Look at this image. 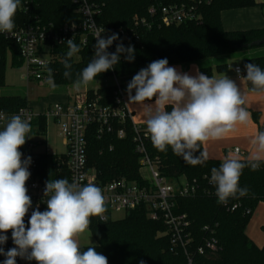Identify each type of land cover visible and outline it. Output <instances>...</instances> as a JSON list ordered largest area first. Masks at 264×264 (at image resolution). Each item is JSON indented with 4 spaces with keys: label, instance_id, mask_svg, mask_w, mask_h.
<instances>
[{
    "label": "trees",
    "instance_id": "16d2710c",
    "mask_svg": "<svg viewBox=\"0 0 264 264\" xmlns=\"http://www.w3.org/2000/svg\"><path fill=\"white\" fill-rule=\"evenodd\" d=\"M202 16L200 23L188 22L169 28L136 26V20L149 18V0H99L103 5L98 24L104 29H133L136 35L131 41H116L112 53L120 43L127 48L135 49V59L129 62L122 54L120 61L113 69L97 76L90 83L106 82L107 84L96 91L89 90L90 100L99 99L104 107H114L115 86L112 80L116 77L127 91V84L142 69L151 62L164 59L168 66H190L205 60L227 57L236 58L237 54L259 48L264 41V30L226 32L223 29L221 15L225 11L244 9L257 6L255 0H197ZM188 0H163L165 5L187 4ZM264 9V5L261 6ZM37 19L44 24H53L56 28L68 24L78 23L79 17L76 7L68 0H38L32 12L26 14L18 9L14 23L16 27L33 25ZM80 52L69 61L72 64L71 78H65L63 60L69 50L68 45L56 46L53 49L51 70L57 87H73L78 74L94 57L93 41L83 47L80 41L75 42ZM264 47V45L262 46ZM8 57L12 58L13 67H22L23 61L19 48L11 41H0V89L6 87L5 71ZM254 63L264 70V57L247 58L243 60L244 77L245 65ZM221 73L228 70V64L213 65ZM213 66L206 67L200 64V73L208 76L213 74ZM111 82V83H110ZM251 92L254 91L251 82L247 81ZM132 95H135L133 90ZM153 98L152 101H154ZM0 105L4 111L13 115L23 108H28V101L22 96H0ZM171 110V106H167ZM253 119L259 123L260 114L252 112ZM42 135L46 134V119L39 118L35 123ZM113 133L105 132L99 136L94 127L88 135L87 166L94 171L103 183H110L115 179L126 178L130 181L140 180V155L133 142L132 127L130 124L122 126L115 122ZM121 127L126 128L125 139L118 137ZM264 131V125L260 127ZM149 156L156 161L161 175L170 183L176 184L181 179L187 182L196 181L199 192L195 196L177 198V212L187 214L191 224V232L199 241L203 239V229L206 226L216 228V238L220 252L212 258H200L198 264H264V247L259 248L246 234L247 227L254 212L260 204H264V163L253 171L245 168L240 177V187H247L248 194L244 197L229 198L226 204L218 202L215 186L210 183L211 169L219 167L221 162L206 160L203 164L192 166L181 157L173 154L169 147L166 152L158 151L146 141ZM19 151L29 153V144L25 143ZM201 151H204L203 145ZM194 155L198 156L199 152ZM42 177L48 180L66 178L69 172L66 166L61 167V175L57 174L58 164L68 162V154L57 156H41L39 158ZM239 205L232 212L229 208ZM47 207L41 208V212ZM250 212V213H248ZM30 218H24L26 228ZM97 241L96 250L107 257L108 264H186V258L181 251L174 250L167 234V227L163 221H152L145 209H139L126 215L123 220L101 222L99 217H92L89 225ZM161 234V237H159ZM7 241L0 245L7 252L16 247L12 240L11 230L7 233ZM82 247L81 250H86ZM6 256L0 255V264ZM16 264H21L16 258ZM25 264H37L35 260H27Z\"/></svg>",
    "mask_w": 264,
    "mask_h": 264
},
{
    "label": "clouds",
    "instance_id": "9594fccd",
    "mask_svg": "<svg viewBox=\"0 0 264 264\" xmlns=\"http://www.w3.org/2000/svg\"><path fill=\"white\" fill-rule=\"evenodd\" d=\"M21 7V0H0V32L13 33L14 17ZM95 54L78 74L73 87H86L100 74L113 69L122 54L132 62L135 49L120 43L114 53L107 49L119 39L112 34L106 39L96 33ZM68 51L63 60L65 78H71V58L80 52L79 46L68 39ZM247 81L254 91L264 92V70L254 63L245 65ZM47 83L55 88L52 70H48ZM239 74L240 69H236ZM130 103L146 112V129L152 145L160 152L170 147L173 154L192 166L203 164L208 154L201 146L212 139H221L246 124L251 113L246 107V97L237 84L227 76L210 77L197 71L196 76L180 73L168 66L166 58L151 62L142 68L127 84ZM135 90V95H132ZM155 98L154 104H145ZM171 106V110H167ZM0 118L3 115L0 114ZM32 127L21 115H12L0 130V233L11 230L16 247L7 252L3 264H16L19 256L37 264H108L107 257L95 247L81 250L78 237L84 234L92 217L104 221L106 199L100 187L84 184L78 178L48 180L44 190L47 210H34L26 228L24 218L32 207L27 194L26 181L30 177L28 165L31 157L22 160L19 149L30 138ZM254 151L245 160L239 150L229 152L220 166L211 169L210 183L215 186L218 202L226 204L229 198L244 197L247 187H240V177L247 167L257 170L264 163V131L251 141ZM199 152V155H194ZM7 235L0 234V245ZM143 264V262H141Z\"/></svg>",
    "mask_w": 264,
    "mask_h": 264
},
{
    "label": "built area",
    "instance_id": "2783aa9c",
    "mask_svg": "<svg viewBox=\"0 0 264 264\" xmlns=\"http://www.w3.org/2000/svg\"><path fill=\"white\" fill-rule=\"evenodd\" d=\"M37 1L21 0L19 10L28 14L32 12ZM68 1L76 7V13L79 17L78 23L56 28L53 24H44L40 19H37L33 25L15 26L11 34L0 32V41H11L18 46L23 66L26 69L24 78L29 83L35 82L50 86L47 83V70L51 69L53 49L56 46L67 44L68 39H73L74 42L80 41L83 47L93 41L95 54V44L97 42L95 36L97 32H101V36L105 39L114 33L118 34L119 39L116 41L129 42L136 38L133 29H104L98 24V18L103 10V5L99 0ZM149 1L151 2L148 11L149 18L136 20V26L169 28L188 22L200 23L202 21L197 0H188L187 4L179 5H165L163 0ZM116 41L107 49L109 53H112V47ZM237 68L240 69L239 74L236 71ZM237 68L235 69L236 74L241 79L244 77V70L242 67ZM52 75L54 78L53 72ZM112 85L116 89V105L114 107L102 106L99 99L90 100L88 97L89 91H85L73 96L71 104H55L47 111L46 119L53 118L58 123L64 145L68 150V162L58 164L57 174L61 175V167L66 166L70 175L69 182H72L73 178H78L84 184L92 183L102 189L106 199V212L104 213L106 219L101 222L109 221L112 212L127 215L133 211L145 209L150 220L165 223L173 249L184 254L186 264H198L200 258L215 257L220 252L216 238V228L204 227V237L198 241L191 232L192 224L188 215L177 212V198L197 195L200 190L198 183L181 179L178 183L172 184L161 175L156 161L151 159L147 151L146 141L150 140L147 129L144 126L137 125L134 121L131 104L127 101L128 92L122 88L116 77L113 78ZM149 102L151 101H145V103ZM0 114L3 115V118H0V130H2L8 116L1 105ZM16 114L27 119L31 126L36 119L34 111L29 107L19 110ZM115 122H120L122 126L130 124L132 127L133 142L136 145L137 153L140 155L141 171L139 181L120 178L110 183H103L94 171L88 169L87 149L90 131L96 127L99 136H102L105 132L113 133ZM126 136V128L121 127L118 131V137L125 139ZM29 148H34V144L30 143ZM238 150L239 155L246 160V154L242 150ZM51 155L57 156L50 153L46 156ZM29 156L31 157V163L28 165V171L31 175L26 181V188L28 189L27 194L32 200V207L25 218H30L37 207L39 211L41 208L47 207L44 201L48 198L44 197L47 181L41 174L39 162L41 156L32 153L23 154L22 160H26ZM142 171H148L150 177L147 178L142 175ZM238 208L239 205H234L229 209L234 212ZM16 258L21 264L27 262V259L19 256Z\"/></svg>",
    "mask_w": 264,
    "mask_h": 264
},
{
    "label": "crops",
    "instance_id": "0c3cea01",
    "mask_svg": "<svg viewBox=\"0 0 264 264\" xmlns=\"http://www.w3.org/2000/svg\"><path fill=\"white\" fill-rule=\"evenodd\" d=\"M257 6L244 8V9H236L225 11L221 15V22L223 29L226 32H242V31H254V30H264V9L261 7L264 5V0H255ZM237 56L234 59L229 60V67L226 72H219L216 66H213V74L211 77H221L227 76L229 79L233 80L237 86L241 89L242 93L246 97V107L248 111L251 113V118L246 124H238L234 131L228 133L225 137L221 139H212L203 144L204 152L208 154V160H216L222 163L224 157L229 152H234L235 149H240L242 152L246 154V158H248L254 151L253 145L251 143L253 137L260 132V127L264 125V92H251L247 83V80L244 78H239L236 74L235 69L237 67H243V59ZM238 60H240L238 62ZM175 67L180 73H188L190 76H196L197 71L200 72V65L192 64L190 66H170ZM69 87H67L68 89ZM23 97V96H22ZM54 101L46 100L43 102L42 111L36 110L35 104H29L28 107L31 108L35 115L36 119L34 123L39 119L46 116L47 111L55 104H63L68 105L73 102V96L68 92H64V94H57V96H53ZM26 98V97H25ZM27 99V98H26ZM155 99L149 104H154ZM132 112L134 113V121L137 125H141L146 127V118L147 114L145 111L141 109V107L137 104L131 105ZM252 112H256L260 114L259 123H257L253 117ZM15 115V114H13ZM7 120L12 116L7 114ZM46 119V117H45ZM47 121V119H46ZM32 131L29 133L30 136H44L40 133L38 129V124H33ZM26 143L30 144L28 140ZM34 144V143H33ZM65 146V145H64ZM35 148V145H34ZM34 148H29V153L36 154L39 156L47 155L48 153H35ZM68 153V150H67ZM66 153V154H67ZM51 154V153H50ZM58 155V154H54ZM65 155V154H62ZM52 156V155H51ZM243 158V157H241ZM263 204V203H262ZM261 205V204H260ZM259 205V206H260ZM258 206V208H259ZM257 208V209H258ZM256 209V211H257ZM254 212V214L256 213ZM264 211V210H263ZM254 216V215H253ZM253 220H250V223L247 227L246 234L251 241L255 243V245L259 248L264 247V235L259 236L256 232L250 230V224ZM264 231V226L262 227Z\"/></svg>",
    "mask_w": 264,
    "mask_h": 264
},
{
    "label": "rangeland",
    "instance_id": "374dc122",
    "mask_svg": "<svg viewBox=\"0 0 264 264\" xmlns=\"http://www.w3.org/2000/svg\"><path fill=\"white\" fill-rule=\"evenodd\" d=\"M235 56L241 57V59H247V58H256V57H264V47H259L255 49H251L249 51L239 53ZM238 57V59H240ZM240 59V60H241ZM238 60V62L240 61ZM241 62V61H240ZM210 67L213 65H221V64H228L229 65V59L227 57H221L211 60H205L199 63V65ZM26 73L25 66L22 67H13L12 65V58L8 57L7 64H6V71H5V81H6V87L4 89H0V96H23L27 98V101L29 104H35L37 111H42V105L43 102L46 100L54 101L53 96H57V94H64V92H68L72 96H75L79 92H85L89 90L96 91L97 89L105 86L106 82H100V83H90L86 87H81L79 90L75 89L74 87H67L61 86V87H50L45 86L39 83L35 82H27L24 78V75ZM111 83V82H110ZM128 103L129 96L127 97ZM145 103V102H144ZM131 105H134V103H130ZM149 104V103H145ZM8 120H6L7 123ZM31 143H34L35 153H51V154H66L67 148L64 146L63 142V136L60 132V128L58 123L53 118H48L46 121V134L44 136H37L32 135L30 138L26 139ZM142 175L145 177H150V173L148 171H142ZM264 204H261L259 208L257 209L256 213L253 216V220L250 224V230L256 232L259 236L264 235V231L262 230V227L264 226ZM126 217L125 213H116L112 212L111 214V220L112 221H120L123 220ZM10 231V230H9ZM6 233H0L7 235L9 232ZM159 237H161V234H159ZM79 243L82 247H94L97 245V241L95 237L93 236L91 230L88 228V230L82 234L80 237H78Z\"/></svg>",
    "mask_w": 264,
    "mask_h": 264
},
{
    "label": "water",
    "instance_id": "95a60500",
    "mask_svg": "<svg viewBox=\"0 0 264 264\" xmlns=\"http://www.w3.org/2000/svg\"><path fill=\"white\" fill-rule=\"evenodd\" d=\"M264 45V41L259 43L258 46L262 47Z\"/></svg>",
    "mask_w": 264,
    "mask_h": 264
}]
</instances>
